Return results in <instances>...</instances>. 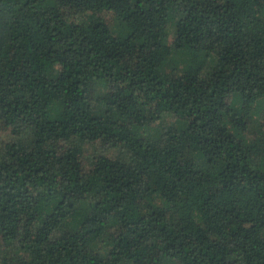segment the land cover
<instances>
[{
	"label": "trees",
	"instance_id": "obj_1",
	"mask_svg": "<svg viewBox=\"0 0 264 264\" xmlns=\"http://www.w3.org/2000/svg\"><path fill=\"white\" fill-rule=\"evenodd\" d=\"M0 264H264V0H0Z\"/></svg>",
	"mask_w": 264,
	"mask_h": 264
},
{
	"label": "rangeland",
	"instance_id": "obj_2",
	"mask_svg": "<svg viewBox=\"0 0 264 264\" xmlns=\"http://www.w3.org/2000/svg\"><path fill=\"white\" fill-rule=\"evenodd\" d=\"M110 27L114 30V31H118V32H122L125 33L127 32V28L120 23L118 20L115 19H110ZM171 28H173V26H171ZM188 58V54L186 52H181V51H176L172 54L170 61L172 63H177L178 67L177 69H180L181 67H183L184 65V61L185 59ZM94 248L99 251V252H103L105 250V246L102 240H98L95 244H94Z\"/></svg>",
	"mask_w": 264,
	"mask_h": 264
}]
</instances>
